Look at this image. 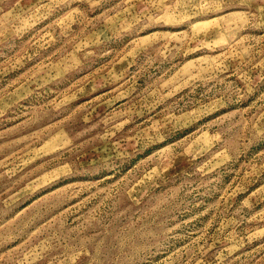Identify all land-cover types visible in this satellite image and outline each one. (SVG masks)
<instances>
[{"label": "rangeland", "instance_id": "1", "mask_svg": "<svg viewBox=\"0 0 264 264\" xmlns=\"http://www.w3.org/2000/svg\"><path fill=\"white\" fill-rule=\"evenodd\" d=\"M0 264H264V0H0Z\"/></svg>", "mask_w": 264, "mask_h": 264}]
</instances>
